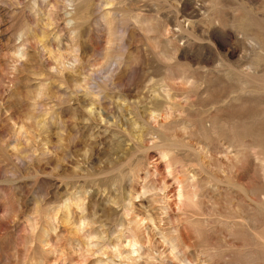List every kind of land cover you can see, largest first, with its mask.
<instances>
[{"label": "rangeland", "instance_id": "374dc122", "mask_svg": "<svg viewBox=\"0 0 264 264\" xmlns=\"http://www.w3.org/2000/svg\"><path fill=\"white\" fill-rule=\"evenodd\" d=\"M0 264H264V0H0Z\"/></svg>", "mask_w": 264, "mask_h": 264}]
</instances>
